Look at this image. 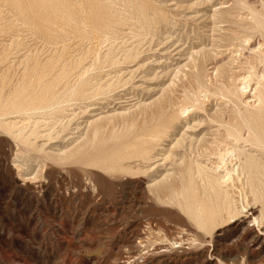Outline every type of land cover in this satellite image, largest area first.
Masks as SVG:
<instances>
[{
	"label": "rangeland",
	"instance_id": "obj_1",
	"mask_svg": "<svg viewBox=\"0 0 264 264\" xmlns=\"http://www.w3.org/2000/svg\"><path fill=\"white\" fill-rule=\"evenodd\" d=\"M257 23L264 0H0V264H264V172L227 203L207 164L256 100L220 83Z\"/></svg>",
	"mask_w": 264,
	"mask_h": 264
},
{
	"label": "bare ground",
	"instance_id": "obj_2",
	"mask_svg": "<svg viewBox=\"0 0 264 264\" xmlns=\"http://www.w3.org/2000/svg\"><path fill=\"white\" fill-rule=\"evenodd\" d=\"M253 14V13H252ZM72 23V22H71ZM76 24V23H75ZM257 25H261L257 23ZM261 31L264 34V29L261 25ZM254 30V29H253ZM241 33V32H240ZM249 35V34H248ZM257 42V41H256ZM239 45H231L234 47H239L242 49L239 53L238 58L232 59L231 65H237L236 73L228 76L226 75V79H230V83L225 84L223 80H221L220 85L226 86L228 88L233 87L231 94L235 97H240L241 99L245 97L247 100H251L255 98V101H250L246 103V111L242 112L240 109L236 108L233 115L225 119L220 125L219 128L214 135L213 138V146L212 147V155L216 157L217 163L211 162L210 164L215 170L221 169L220 171L224 172V175L221 177L222 180L219 183V192L223 193L224 201L229 202V196L227 191H223V189L229 188L231 185L235 186V184H240L241 186L244 184H251L256 180V175H260V172H264V161L258 156L257 153L264 155V44L260 42L251 43L248 40H244L243 42H239ZM226 47V46H225ZM233 48V47H232ZM228 51V50H227ZM244 51H248V56L245 60L243 57L246 55L243 53ZM235 53V52H234ZM199 54V53H198ZM196 55V54H195ZM233 55V54H232ZM235 55V54H234ZM198 56V55H197ZM256 58H254V57ZM191 57V56H190ZM233 57V56H232ZM190 59V58H189ZM230 59V58H229ZM192 60V59H191ZM249 69L248 76L243 75L245 69ZM234 69V68H233ZM229 72V71H228ZM215 73V72H214ZM230 73V72H229ZM247 75V74H246ZM217 76V70L216 75ZM214 78V77H213ZM198 80V79H197ZM208 80V79H206ZM200 81V80H199ZM228 81V82H229ZM210 82V81H209ZM236 82V83H235ZM254 83V84H253ZM210 85V84H209ZM217 86V85H216ZM211 88V86H210ZM231 89V88H230ZM215 91V90H214ZM225 91V90H224ZM203 92V91H202ZM200 93V92H199ZM227 93V92H226ZM202 94V93H201ZM251 94V95H250ZM221 96V95H220ZM208 97V96H207ZM231 97V96H230ZM209 98V97H208ZM207 99V98H206ZM222 99V98H220ZM182 100V99H181ZM228 101V100H227ZM240 101V100H239ZM241 103V101H240ZM244 103V102H243ZM242 103V104H243ZM257 104V105H256ZM232 105V103H231ZM234 106V105H233ZM242 106V105H241ZM244 107V106H243ZM176 108V107H175ZM229 109V108H228ZM189 111V110H188ZM182 112V111H181ZM180 112V113H181ZM182 114V113H181ZM184 114V112H183ZM186 114V113H185ZM229 115V114H228ZM182 117V116H181ZM160 128V127H159ZM217 129V128H216ZM164 130V129H163ZM201 130V129H200ZM205 130V129H204ZM213 130V129H212ZM162 131V130H160ZM167 131V130H166ZM154 133V132H150ZM149 133V134H150ZM215 133V132H214ZM213 133V134H214ZM168 134V133H166ZM165 134V135H166ZM196 135V134H195ZM146 136V135H145ZM197 136V135H196ZM183 140V139H182ZM147 143V142H146ZM211 143V142H210ZM241 145H245L249 147L246 150ZM148 148V147H147ZM150 148V147H149ZM204 151V150H203ZM206 151V150H205ZM205 153V152H204ZM206 154V153H205ZM202 158V157H199ZM206 159V158H205ZM212 160V159H210ZM194 161V160H193ZM214 161V160H213ZM206 162V161H205ZM204 163V162H203ZM202 163V165H203ZM217 164V165H216ZM198 167V166H197ZM208 167V165H207ZM197 172H200V167L196 168ZM208 169V168H207ZM212 169V168H210ZM213 170V169H212ZM211 170V171H212ZM213 170L212 172H215ZM205 171V170H204ZM211 171H209L211 173ZM219 171V172H220ZM203 173V172H202ZM218 173V171L216 172ZM220 174V173H219ZM199 175V174H198ZM210 176V174H208ZM204 176V175H203ZM201 176V177H203ZM213 176V175H212ZM198 177V176H197ZM200 177V178H201ZM215 177V176H214ZM207 178V177H206ZM212 178V177H211ZM220 178V175H219ZM202 179V178H201ZM210 179V178H209ZM217 179V177H216ZM206 180V179H205ZM211 180V179H210ZM209 180V181H210ZM214 180V179H212ZM258 180V179H257ZM261 180H258L260 182ZM202 182V181H201ZM216 182V180H215ZM217 183V184H218ZM261 183V182H260ZM207 184V183H206ZM216 184V185H217ZM223 185V186H222ZM258 185V184H257ZM264 185V184H263ZM207 186V185H206ZM210 188H213L208 184ZM215 186V183H214ZM217 187V186H216ZM209 188V189H210ZM234 188V187H233ZM232 188V190H233ZM241 188V187H239ZM243 190L244 187H242ZM264 188V186H263ZM260 189V188H259ZM212 191V190H211ZM254 194V193H253ZM218 196H222L221 194ZM240 196V195H239ZM243 196V195H242ZM246 197V196H245ZM231 199V196H230ZM215 200V198H214ZM223 201V202H224ZM232 201V200H231ZM234 201V200H233ZM243 202V201H242ZM248 202V201H245ZM243 202V203H245ZM236 203V202H235ZM232 202V204H235ZM223 204V203H222ZM237 204V203H236ZM241 204V202H240ZM239 204V205H240ZM246 204V203H245ZM216 205V204H215ZM254 205V204H253ZM223 206V205H222ZM230 207V203L228 204ZM227 206V207H228ZM233 206V205H232ZM244 206V204H243ZM256 206V205H254ZM235 207V206H234ZM242 207V206H241ZM248 207V206H247ZM245 206L242 211L244 212ZM236 208V207H235ZM240 208V207H239ZM249 208V207H248ZM234 210V209H233ZM236 210V209H235ZM241 210V209H240ZM250 210V209H249ZM256 210V209H255ZM224 211V210H223ZM230 211V208H229ZM231 212V211H230ZM241 212V211H240ZM247 212V211H246ZM233 213V212H232ZM239 213V212H238ZM231 214V213H230ZM228 212V217H230ZM244 214V213H243ZM242 214V216H243ZM250 214V212H249ZM233 215V214H232ZM231 217L233 218V216ZM253 216V215H252ZM251 216V217H252ZM260 219V215L256 217ZM230 217V218H231ZM236 216H234L235 218ZM255 217V216H254ZM229 218V221L231 222ZM257 218L252 219V222L257 224ZM242 219V218H241ZM263 219V218H262ZM236 220V219H235ZM246 220V219H245ZM249 220V219H248ZM239 221V220H238ZM262 221V220H261ZM229 222V223H230ZM247 222V221H246ZM250 222V221H249ZM248 222V223H249ZM251 222V223H252ZM235 224V223H234ZM242 224V223H241ZM153 225V224H152ZM240 225V224H239ZM259 226V223H258ZM264 228V227H263ZM250 229H252L250 227ZM251 231V230H250ZM258 231V230H257ZM260 232V231H259ZM255 233V232H254ZM261 233V232H260ZM259 234V233H258ZM245 235V234H244ZM254 236V235H253ZM259 238V237H258ZM250 240V239H249ZM246 241V240H245ZM130 242V241H129ZM239 242V241H238ZM247 242V241H246ZM249 242V241H248ZM255 243V242H254ZM257 243V242H256ZM240 244V243H239ZM241 245V244H240ZM240 245L238 247H240ZM212 247V246H211ZM261 248V247H260ZM264 249V248H263ZM250 250V249H249ZM251 251V250H250ZM260 252V251H259ZM238 253V252H237ZM236 253V255H237ZM240 253V252H239ZM243 253V252H242ZM252 253V252H251ZM232 254V253H231ZM249 254V253H248ZM230 255V254H229ZM250 256V255H249ZM257 256L255 255V258ZM236 258V257H234ZM238 258V257H237ZM236 258V259H237ZM225 259V258H224ZM223 259V260H224ZM226 260V259H225ZM229 260V259H228ZM227 260V261H228ZM232 260V259H231ZM256 260V259H255ZM253 261V260H251ZM159 262V261H158ZM250 262V261H249ZM227 263V262H226ZM230 263V260H229Z\"/></svg>",
	"mask_w": 264,
	"mask_h": 264
}]
</instances>
